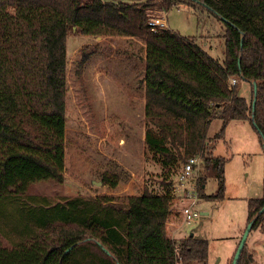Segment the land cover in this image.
I'll list each match as a JSON object with an SVG mask.
<instances>
[{
	"label": "trees",
	"instance_id": "16d2710c",
	"mask_svg": "<svg viewBox=\"0 0 264 264\" xmlns=\"http://www.w3.org/2000/svg\"><path fill=\"white\" fill-rule=\"evenodd\" d=\"M182 5L223 24L222 63L195 37L151 31L150 18ZM75 34L145 43V145L160 172L141 195L49 203L30 193L37 183L65 181L67 42ZM232 77L251 84L250 101L238 85L227 87ZM214 118L222 128L208 140ZM233 121L250 122L264 151V0H0V264H208V240L168 235L172 184L198 156L219 183L217 195H205L204 173L201 198L225 199L228 160L214 152ZM102 179L111 188L121 180ZM252 220V231L264 234V195L249 200ZM249 253L246 244L238 264H254Z\"/></svg>",
	"mask_w": 264,
	"mask_h": 264
},
{
	"label": "rangeland",
	"instance_id": "374dc122",
	"mask_svg": "<svg viewBox=\"0 0 264 264\" xmlns=\"http://www.w3.org/2000/svg\"><path fill=\"white\" fill-rule=\"evenodd\" d=\"M155 15L166 20L168 29L197 38L212 58L224 61L223 24L216 17L184 5ZM67 51L65 181L37 183L30 193L47 197L49 203L79 195H141L147 180L157 182L160 172L145 145L144 41L103 37L102 42H96L94 37L75 34L68 39ZM238 88L242 97L252 99L249 82L240 80ZM221 128L222 121L214 118L207 139L212 140ZM215 148V156L228 160L225 199H203L198 190L196 210L200 217L191 225L184 222L181 206L174 201L171 221L180 228L172 238L179 242L193 234L208 240V264H231L248 226L249 200L264 195V151L252 124L242 121L231 122L225 138L216 142ZM105 173L120 177L116 188L103 183ZM204 173L201 168L200 176ZM204 176L207 179L203 193L217 195L219 183L215 172ZM196 186L194 180L193 187ZM246 244L259 257V263L254 264H264V234L252 231Z\"/></svg>",
	"mask_w": 264,
	"mask_h": 264
},
{
	"label": "built area",
	"instance_id": "2783aa9c",
	"mask_svg": "<svg viewBox=\"0 0 264 264\" xmlns=\"http://www.w3.org/2000/svg\"><path fill=\"white\" fill-rule=\"evenodd\" d=\"M149 26L152 32L157 33L161 29L167 28V22L161 16H155L150 18ZM239 81L240 78L232 77L228 80L227 87L233 89L239 84ZM201 168V157L189 158L180 173L174 178L172 184V192L175 196L174 201L180 204L183 220L189 225L195 223L200 217L196 206L199 199L198 181L199 177H201ZM194 180L196 181V187H193Z\"/></svg>",
	"mask_w": 264,
	"mask_h": 264
},
{
	"label": "water",
	"instance_id": "95a60500",
	"mask_svg": "<svg viewBox=\"0 0 264 264\" xmlns=\"http://www.w3.org/2000/svg\"><path fill=\"white\" fill-rule=\"evenodd\" d=\"M224 20V19H223ZM253 87H254V100H253V111H255V107H256V102H257V93H258V87H257V84L254 82L253 83ZM253 125L254 127L260 131L258 125L256 124L255 120H254V116H253ZM253 225H254V220H252L248 226H247V229L241 239V242L236 250V253L234 255V260H233V263L232 264H238L239 263V260H240V257L242 255V252L246 246V243H247V240H248V237L252 231V228H253ZM193 236V234L191 235ZM72 248L68 249V251H70Z\"/></svg>",
	"mask_w": 264,
	"mask_h": 264
},
{
	"label": "crops",
	"instance_id": "0c3cea01",
	"mask_svg": "<svg viewBox=\"0 0 264 264\" xmlns=\"http://www.w3.org/2000/svg\"><path fill=\"white\" fill-rule=\"evenodd\" d=\"M105 38V37H104ZM106 38H113V37H106ZM130 39H133V38H130ZM103 41V37L102 38H96V42H102ZM145 54H146V51H145ZM143 63H144V70H143V76H142V81L144 83V86H143V92H144V98H143V105H144V112H145V106H146V84H145V81H144V77H145V55L143 57ZM174 208H172V212H173ZM172 214L171 213V216L169 218V221L167 223V231H168V235L172 238L173 235H175L176 231H179V228L180 227H177L176 226H173L172 225V221H171V218H172ZM173 227H176L175 230H173ZM249 251L254 255V259H255V263H259V257L256 255V251L252 248V247H249Z\"/></svg>",
	"mask_w": 264,
	"mask_h": 264
}]
</instances>
